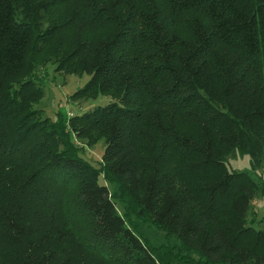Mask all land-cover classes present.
I'll return each mask as SVG.
<instances>
[{
    "label": "trees",
    "instance_id": "trees-1",
    "mask_svg": "<svg viewBox=\"0 0 264 264\" xmlns=\"http://www.w3.org/2000/svg\"><path fill=\"white\" fill-rule=\"evenodd\" d=\"M32 53L112 101L44 118ZM263 164L264 0H0V264H264Z\"/></svg>",
    "mask_w": 264,
    "mask_h": 264
},
{
    "label": "rangeland",
    "instance_id": "rangeland-1",
    "mask_svg": "<svg viewBox=\"0 0 264 264\" xmlns=\"http://www.w3.org/2000/svg\"><path fill=\"white\" fill-rule=\"evenodd\" d=\"M21 74L26 78L30 76L38 89L42 91L38 99H36L35 95L34 97L32 96L33 99L31 101L37 100L36 102L34 101L35 103L32 102V108L40 109L43 112V117L49 118L53 122L58 119L69 118L73 115H80L94 107L104 106L112 101L109 97L105 96H99L94 100L84 102L73 101L71 96L86 84L89 75L83 74L77 76L72 75L67 70L57 71L55 70V66L50 64L44 55L32 53ZM69 140L72 142L73 146L76 147L77 153L82 159L88 162L96 170H100V161L104 150L103 140H100L91 146L75 141L71 135L69 136ZM226 167L228 171L251 172L247 155H238L235 158H229L226 162ZM253 176L258 182H260L258 177L264 181V164L263 167ZM99 183L105 184L109 188L110 194L118 207V212L123 214L124 210L122 207H124L125 204L121 201L117 186L110 184L102 174L99 178ZM66 200L64 208L68 210V208H71L68 196ZM254 210L257 218L260 219L264 215V200L255 201ZM126 212L128 213L126 219L127 224L135 226L137 234L144 239L146 238L150 245L160 248L164 244L162 235L156 233L153 227L140 222L130 209L126 210ZM72 219L75 220L76 217H72ZM69 231V235L74 241H83V233L81 231H74L72 226ZM162 252L163 251H161V254H163Z\"/></svg>",
    "mask_w": 264,
    "mask_h": 264
}]
</instances>
